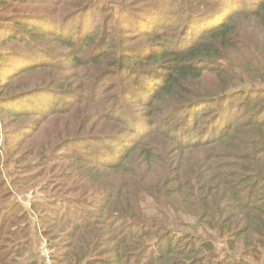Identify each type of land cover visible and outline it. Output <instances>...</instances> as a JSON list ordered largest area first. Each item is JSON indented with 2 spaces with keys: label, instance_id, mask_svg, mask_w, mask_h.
Masks as SVG:
<instances>
[{
  "label": "trees",
  "instance_id": "16d2710c",
  "mask_svg": "<svg viewBox=\"0 0 264 264\" xmlns=\"http://www.w3.org/2000/svg\"><path fill=\"white\" fill-rule=\"evenodd\" d=\"M47 260L264 264V0H0V264Z\"/></svg>",
  "mask_w": 264,
  "mask_h": 264
},
{
  "label": "rangeland",
  "instance_id": "374dc122",
  "mask_svg": "<svg viewBox=\"0 0 264 264\" xmlns=\"http://www.w3.org/2000/svg\"><path fill=\"white\" fill-rule=\"evenodd\" d=\"M9 3H11V6H9L11 9H17L19 7L23 11L22 13L28 14V15L43 13V12L48 10L47 4H44V3L39 2V1H36V2L28 1V2H24L23 4L16 3V2H9ZM74 19L75 18H73L72 20L74 22H76L77 20H74ZM27 20L33 24L39 23L38 19H35V18H27ZM95 22L100 23V28L103 26V22L99 18H97ZM112 27H113V24H112V26H110L109 32L112 31ZM98 29H99V27H98ZM123 29L126 33L134 35L133 40L129 41L127 44L126 43H123V44H126V51L127 52H135V53L147 52L149 50V48H154L153 51H155V50H157L155 48L160 46V44L163 43V41H165L168 38H176V40H177L176 44H173V42H169V44H171L172 46L175 47V45H177L180 42L181 35H182V33L180 31V29H181L180 25H175L173 27L164 28L165 35L161 36L162 38L159 41H153L152 42L150 40L152 37V36H150V34L139 33V34L135 35V33L141 32V31H138L136 29V27L132 26L130 20H127L124 23ZM160 30H162V29H160ZM100 33H101V31H100ZM112 33L117 38L120 32L118 29H113ZM51 47L53 48L54 45H51ZM68 99H70V98H68ZM58 101H60L62 103V102H65V99L63 97H61V100L59 99ZM16 104H18V103H16ZM86 144L90 145V146L94 145V144H88V143H86ZM32 195H33V193H31V191L27 194L28 199L26 201V204L30 205V203H31L30 199H32ZM43 245H45V244H43ZM43 245H42V247H43ZM43 253H45L44 250H43ZM47 263L51 264L49 262V260H47Z\"/></svg>",
  "mask_w": 264,
  "mask_h": 264
},
{
  "label": "built area",
  "instance_id": "2783aa9c",
  "mask_svg": "<svg viewBox=\"0 0 264 264\" xmlns=\"http://www.w3.org/2000/svg\"><path fill=\"white\" fill-rule=\"evenodd\" d=\"M45 254L48 256L49 255V251L47 249L44 250Z\"/></svg>",
  "mask_w": 264,
  "mask_h": 264
}]
</instances>
